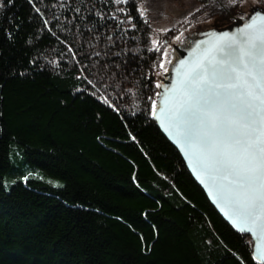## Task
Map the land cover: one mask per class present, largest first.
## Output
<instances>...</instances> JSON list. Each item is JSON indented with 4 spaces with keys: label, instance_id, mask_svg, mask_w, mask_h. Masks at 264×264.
Listing matches in <instances>:
<instances>
[{
    "label": "trees",
    "instance_id": "obj_1",
    "mask_svg": "<svg viewBox=\"0 0 264 264\" xmlns=\"http://www.w3.org/2000/svg\"><path fill=\"white\" fill-rule=\"evenodd\" d=\"M140 3L0 0V264H264L153 118Z\"/></svg>",
    "mask_w": 264,
    "mask_h": 264
},
{
    "label": "snow or ice",
    "instance_id": "obj_2",
    "mask_svg": "<svg viewBox=\"0 0 264 264\" xmlns=\"http://www.w3.org/2000/svg\"><path fill=\"white\" fill-rule=\"evenodd\" d=\"M249 19L238 35L216 36L195 63L181 65L161 110L183 126L192 154L224 173L233 223L254 233L264 230V14Z\"/></svg>",
    "mask_w": 264,
    "mask_h": 264
},
{
    "label": "water",
    "instance_id": "obj_3",
    "mask_svg": "<svg viewBox=\"0 0 264 264\" xmlns=\"http://www.w3.org/2000/svg\"><path fill=\"white\" fill-rule=\"evenodd\" d=\"M264 14V9L255 7L246 16L234 17L232 22L226 25H216L212 28L196 31L191 33L182 40L181 43L173 46L169 54V62L160 80L159 92L154 102L153 118L157 122L161 131L169 139V141L181 153L190 173L203 188L211 203L216 207L220 214L232 225L239 233L247 234L252 237L254 242L253 255L261 263H264V230L257 227L255 232L240 231L241 228L250 227L243 223H233L236 219L234 212L236 211L232 203L229 193L230 185L224 180V173L217 170L206 157L200 154L193 155L189 149V139L186 135H182L185 130L183 126L179 131L173 126L169 115L163 112V99L168 95L177 81V72L181 65H192L199 59L206 49L212 44L214 38L220 34L228 33L229 35H238L240 28L245 27L250 22V17L256 13Z\"/></svg>",
    "mask_w": 264,
    "mask_h": 264
},
{
    "label": "rangeland",
    "instance_id": "obj_4",
    "mask_svg": "<svg viewBox=\"0 0 264 264\" xmlns=\"http://www.w3.org/2000/svg\"><path fill=\"white\" fill-rule=\"evenodd\" d=\"M208 3L199 0H141L140 8L152 24L153 44L162 51L161 63L153 75L157 85H160L173 46L191 33L222 25L218 22L222 15L228 14L233 20L248 15L254 4H258L256 0H242V6L241 3L236 6L232 0H209ZM211 8L214 9L213 15L208 11ZM158 92L159 87L156 96Z\"/></svg>",
    "mask_w": 264,
    "mask_h": 264
}]
</instances>
